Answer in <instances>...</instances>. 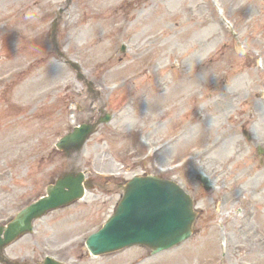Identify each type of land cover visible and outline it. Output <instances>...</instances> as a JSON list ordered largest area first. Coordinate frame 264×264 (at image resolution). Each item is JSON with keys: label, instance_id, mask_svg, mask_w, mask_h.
I'll return each instance as SVG.
<instances>
[{"label": "rangeland", "instance_id": "1", "mask_svg": "<svg viewBox=\"0 0 264 264\" xmlns=\"http://www.w3.org/2000/svg\"><path fill=\"white\" fill-rule=\"evenodd\" d=\"M124 109L134 130L119 123ZM105 112L110 122L80 150L55 148ZM261 114L264 0H0V225L65 171L93 183L3 253L27 264H264ZM144 174L190 193L193 235L157 255L133 246L91 256L86 237L120 185Z\"/></svg>", "mask_w": 264, "mask_h": 264}, {"label": "water", "instance_id": "2", "mask_svg": "<svg viewBox=\"0 0 264 264\" xmlns=\"http://www.w3.org/2000/svg\"><path fill=\"white\" fill-rule=\"evenodd\" d=\"M74 69L79 66L70 62ZM80 78V73H78ZM106 114L96 123H82L56 143L66 153L79 150L87 137L101 122L109 121ZM91 185L84 174L65 173L46 189V195L31 203L6 225L0 226V248L32 231V221L51 210L68 206L84 196ZM195 218L190 196L172 181L155 176H136L123 188L121 200L104 225L86 240L93 255L116 251L133 245H143L152 253L175 246L192 233ZM43 264H60L46 258Z\"/></svg>", "mask_w": 264, "mask_h": 264}, {"label": "clouds", "instance_id": "3", "mask_svg": "<svg viewBox=\"0 0 264 264\" xmlns=\"http://www.w3.org/2000/svg\"><path fill=\"white\" fill-rule=\"evenodd\" d=\"M202 61L203 57H199ZM191 68V65L189 66ZM236 87V82H233L231 88ZM227 90H229V86H227ZM121 119L119 123L126 129V130H134L138 125L139 121L135 115V113L130 109H124L120 113ZM253 131L257 136L258 140L264 141V114H261L259 118L253 124ZM143 140V137H142ZM147 143V141H145Z\"/></svg>", "mask_w": 264, "mask_h": 264}, {"label": "flooded vegetation", "instance_id": "4", "mask_svg": "<svg viewBox=\"0 0 264 264\" xmlns=\"http://www.w3.org/2000/svg\"><path fill=\"white\" fill-rule=\"evenodd\" d=\"M22 264H27V263H22Z\"/></svg>", "mask_w": 264, "mask_h": 264}]
</instances>
